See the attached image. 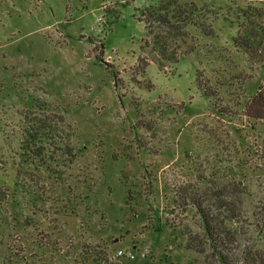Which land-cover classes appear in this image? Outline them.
I'll return each mask as SVG.
<instances>
[{
  "label": "rangeland",
  "instance_id": "1",
  "mask_svg": "<svg viewBox=\"0 0 264 264\" xmlns=\"http://www.w3.org/2000/svg\"><path fill=\"white\" fill-rule=\"evenodd\" d=\"M159 1L0 0V264H206L193 198L264 247V61L233 40L264 58V0H178L203 16L163 64Z\"/></svg>",
  "mask_w": 264,
  "mask_h": 264
},
{
  "label": "trees",
  "instance_id": "2",
  "mask_svg": "<svg viewBox=\"0 0 264 264\" xmlns=\"http://www.w3.org/2000/svg\"><path fill=\"white\" fill-rule=\"evenodd\" d=\"M200 10L194 2L180 3L178 0H161L157 4L146 5L140 9V20L151 37L150 40L144 42V47L150 49L152 60L160 64L165 61L177 63L181 56L187 54V50L182 51L180 48L188 45L187 26L195 25L197 18L202 19L203 11ZM244 23L245 25L233 37L234 42L243 47L253 58L264 61V58H260L261 55L257 53V49H260L257 45L262 44L261 40L253 41L255 35L249 28L248 20ZM255 27L257 28V25ZM256 43L258 44L255 47ZM187 49L189 50L190 46ZM144 62L146 66L147 60L145 59ZM245 106L247 116L264 119V93L262 91H258ZM214 192L220 194L219 190ZM193 200L200 215L203 231L191 237L187 249L192 251L195 249L198 254H203L205 258L203 262L206 264H264V247L261 248V244L254 245L253 243L244 248L227 245L225 239H230L229 235L234 232L233 229L228 228L227 225L221 227L218 224L220 215H212L208 209L203 207L202 202L198 199L195 201L194 198ZM234 216L233 212L232 216L227 218ZM262 242L264 244V240Z\"/></svg>",
  "mask_w": 264,
  "mask_h": 264
},
{
  "label": "built area",
  "instance_id": "3",
  "mask_svg": "<svg viewBox=\"0 0 264 264\" xmlns=\"http://www.w3.org/2000/svg\"><path fill=\"white\" fill-rule=\"evenodd\" d=\"M122 253H123V251L120 250V251L118 252V255H122ZM130 256L133 257V255H130Z\"/></svg>",
  "mask_w": 264,
  "mask_h": 264
}]
</instances>
